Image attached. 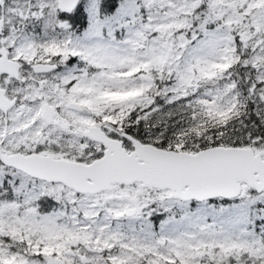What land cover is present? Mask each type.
I'll use <instances>...</instances> for the list:
<instances>
[{
  "label": "snow or ice",
  "instance_id": "snow-or-ice-1",
  "mask_svg": "<svg viewBox=\"0 0 264 264\" xmlns=\"http://www.w3.org/2000/svg\"><path fill=\"white\" fill-rule=\"evenodd\" d=\"M0 264H264V0H0Z\"/></svg>",
  "mask_w": 264,
  "mask_h": 264
}]
</instances>
